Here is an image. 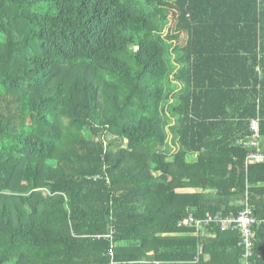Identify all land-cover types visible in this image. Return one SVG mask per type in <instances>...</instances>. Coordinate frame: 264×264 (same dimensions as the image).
Here are the masks:
<instances>
[{"label": "trees", "instance_id": "obj_1", "mask_svg": "<svg viewBox=\"0 0 264 264\" xmlns=\"http://www.w3.org/2000/svg\"><path fill=\"white\" fill-rule=\"evenodd\" d=\"M255 118L264 148V0H0V264H110L112 224L116 264H244L178 222L264 219Z\"/></svg>", "mask_w": 264, "mask_h": 264}, {"label": "built area", "instance_id": "obj_2", "mask_svg": "<svg viewBox=\"0 0 264 264\" xmlns=\"http://www.w3.org/2000/svg\"><path fill=\"white\" fill-rule=\"evenodd\" d=\"M259 118L252 119L250 122V129L252 137L247 141H242L247 146L252 148L249 153L248 163H261L264 162V148L260 135ZM264 223V219L258 218L254 214V208L246 204V206L235 215H223L221 213L212 214L207 213L205 217H197L193 211L188 210L187 215L181 218L178 226L189 228L186 234L200 237V236H215V233L209 231V226L215 225L221 231H237L242 239L243 248V262L244 264H254L253 256L256 243V228ZM116 228L111 225L110 232L105 237L112 241L109 248V254L112 256L110 264H116L114 259L115 247L117 244L114 242ZM101 235H98L100 237ZM200 253H202V245L200 246Z\"/></svg>", "mask_w": 264, "mask_h": 264}, {"label": "rangeland", "instance_id": "obj_3", "mask_svg": "<svg viewBox=\"0 0 264 264\" xmlns=\"http://www.w3.org/2000/svg\"><path fill=\"white\" fill-rule=\"evenodd\" d=\"M176 28V24L175 21L173 20L172 22L170 21L169 23H167L166 25H164L163 28V32L164 34L167 33L168 31L171 32V29H175ZM185 39H187V35L184 33H181V40L184 41ZM175 42H173L174 44ZM170 49H172L171 43L168 44V46ZM166 57L168 58V60H171L170 63V67L173 70V72L175 70H177L178 66V55L172 53L171 55L169 54V52H167ZM170 88H175L177 89V91L180 90V87L177 83H172L168 86V89ZM173 100V99H172ZM172 100L170 101L169 98H167L164 103H165V108H166V114H165V128L168 134V142H167V146L165 151L169 154L175 153L178 149V143H177V136H176V132H175V127L178 125V121H179V117L176 114L171 113L172 108L170 106L172 102ZM175 101V100H174Z\"/></svg>", "mask_w": 264, "mask_h": 264}, {"label": "crops", "instance_id": "obj_4", "mask_svg": "<svg viewBox=\"0 0 264 264\" xmlns=\"http://www.w3.org/2000/svg\"><path fill=\"white\" fill-rule=\"evenodd\" d=\"M263 143H264V142H263ZM149 254H151V255H152V254H153V252H150ZM210 258H211V257H210V255H208V254H206V255H205V259H206V260H210ZM145 262H148V261H147V260H145Z\"/></svg>", "mask_w": 264, "mask_h": 264}]
</instances>
